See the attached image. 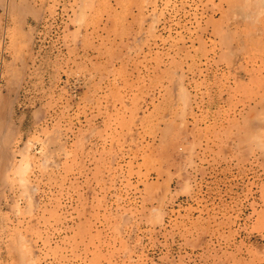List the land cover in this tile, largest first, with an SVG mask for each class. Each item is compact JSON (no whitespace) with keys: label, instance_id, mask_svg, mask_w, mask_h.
Returning a JSON list of instances; mask_svg holds the SVG:
<instances>
[{"label":"rangeland","instance_id":"374dc122","mask_svg":"<svg viewBox=\"0 0 264 264\" xmlns=\"http://www.w3.org/2000/svg\"><path fill=\"white\" fill-rule=\"evenodd\" d=\"M0 264H264V0H0Z\"/></svg>","mask_w":264,"mask_h":264},{"label":"bare ground","instance_id":"6f19581e","mask_svg":"<svg viewBox=\"0 0 264 264\" xmlns=\"http://www.w3.org/2000/svg\"><path fill=\"white\" fill-rule=\"evenodd\" d=\"M262 1H263V0H262ZM260 4H263V3H260ZM248 5H249V4H248ZM257 5H258V4H257ZM258 6H259V5H258ZM262 6H263V5H262ZM259 9H261V10H262L263 8H260V6H259ZM259 11H260V10H259ZM261 12H262V11H261ZM258 13H259V12H258Z\"/></svg>","mask_w":264,"mask_h":264}]
</instances>
